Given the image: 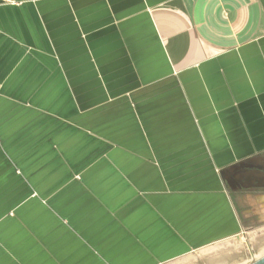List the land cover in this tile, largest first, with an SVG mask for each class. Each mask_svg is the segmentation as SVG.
<instances>
[{
  "label": "crops",
  "instance_id": "1",
  "mask_svg": "<svg viewBox=\"0 0 264 264\" xmlns=\"http://www.w3.org/2000/svg\"><path fill=\"white\" fill-rule=\"evenodd\" d=\"M262 154L264 0H0V264H233Z\"/></svg>",
  "mask_w": 264,
  "mask_h": 264
},
{
  "label": "flooded vegetation",
  "instance_id": "2",
  "mask_svg": "<svg viewBox=\"0 0 264 264\" xmlns=\"http://www.w3.org/2000/svg\"><path fill=\"white\" fill-rule=\"evenodd\" d=\"M224 178L231 194L241 197L264 194V154L254 157L251 161L235 164L233 170L229 169L224 174ZM257 223L258 226L264 225Z\"/></svg>",
  "mask_w": 264,
  "mask_h": 264
},
{
  "label": "rangeland",
  "instance_id": "3",
  "mask_svg": "<svg viewBox=\"0 0 264 264\" xmlns=\"http://www.w3.org/2000/svg\"><path fill=\"white\" fill-rule=\"evenodd\" d=\"M259 227L262 226H258V223L253 220H249L247 222V228L245 232L249 233L251 241L247 245L245 251L240 254L239 258H237V260H235L233 264H248L251 261L264 255V232L259 233Z\"/></svg>",
  "mask_w": 264,
  "mask_h": 264
},
{
  "label": "water",
  "instance_id": "4",
  "mask_svg": "<svg viewBox=\"0 0 264 264\" xmlns=\"http://www.w3.org/2000/svg\"><path fill=\"white\" fill-rule=\"evenodd\" d=\"M253 159H254V158H250V159H248V160H244V161L239 162V163H244L245 161L247 162V161H251V160H253ZM262 159H263V158H262ZM234 167H235V164L232 165V166H230V168H227V170H225V172H227L229 169H230V170H233ZM248 264H264V255L261 256V257H259V258H257V259H255V260H253V261H251V262L248 263Z\"/></svg>",
  "mask_w": 264,
  "mask_h": 264
}]
</instances>
